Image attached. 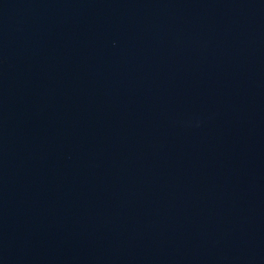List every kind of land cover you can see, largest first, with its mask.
Listing matches in <instances>:
<instances>
[{
	"label": "water",
	"instance_id": "water-1",
	"mask_svg": "<svg viewBox=\"0 0 264 264\" xmlns=\"http://www.w3.org/2000/svg\"><path fill=\"white\" fill-rule=\"evenodd\" d=\"M0 264H264V0H0Z\"/></svg>",
	"mask_w": 264,
	"mask_h": 264
}]
</instances>
